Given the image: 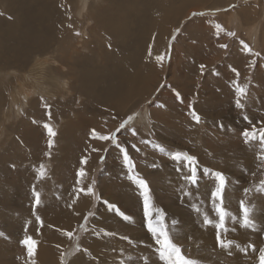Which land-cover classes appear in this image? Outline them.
Returning a JSON list of instances; mask_svg holds the SVG:
<instances>
[{"label": "rangeland", "instance_id": "1", "mask_svg": "<svg viewBox=\"0 0 264 264\" xmlns=\"http://www.w3.org/2000/svg\"><path fill=\"white\" fill-rule=\"evenodd\" d=\"M54 1L47 0V6L55 14L52 15L51 22L59 26V36L53 38L54 41L49 44L52 47L47 52L35 55L30 53L29 56L33 57L25 65V61H20L13 62L15 64L10 66L3 63L6 57L0 53V158H13L17 164V158H24L22 165L35 172L33 180L40 185L48 178L53 180L55 175L66 180L54 185L56 193L45 188L47 208L51 215L44 242H39L36 236L31 237L36 241L35 249L39 251L35 255L34 250L35 264H92L91 259L101 256L91 254L89 246L93 228L98 226L96 216L109 209L108 204L116 205L113 202L114 191L119 193L116 188L123 183L128 184L126 188L129 190H124V202H128L129 213L126 215L131 219L122 220L118 227L122 230L123 226L128 227L130 235L117 236V244L127 246V253L143 252L150 247L157 249L156 236L148 229L149 216L144 207V190L132 179L133 176L148 184L149 207L152 205L154 211L157 208V219L153 225L158 223L156 227H160V213L163 212V224L169 231L172 242L180 247L186 258L198 260L200 264H260L259 250L264 249V207H260L261 215L258 217L253 216L251 211L257 202H264V190L261 187V182L264 181V141L259 135L264 130V110L261 106L256 108L247 104L239 107L236 101L245 95L239 93L234 84H237L241 74L245 77V83H248L246 87L254 82V77L264 78V0H87L84 9L83 0ZM41 3L42 0H0L1 45L11 46L3 43L10 41L11 32L15 33L12 39L18 40L29 33L33 21L17 28L19 13L26 12L28 8L31 11L32 6L40 7ZM193 13L198 15L193 16ZM256 23L258 29L252 34L258 38L249 35ZM85 28L87 33L83 32ZM245 44L252 49L251 52L245 49ZM61 45L66 50L70 48V53L82 61L77 65L71 64L70 56L65 54L66 50H57ZM161 55L163 60L157 59ZM47 58L55 60L57 64L47 63ZM111 60L124 67L129 86L133 84L134 76L140 75L146 78L148 87L142 81L139 83L140 94L133 99L124 100L116 108H106L105 104H99L101 108H92L91 104L100 98V92L81 91L82 67L85 65L94 69L97 75L102 73L101 68H107L106 62ZM195 61L199 62L198 65L195 64L196 70L191 66ZM53 65L55 67L52 68ZM201 65H204V73L198 72ZM23 82H27L24 87L27 88L25 91L30 92L29 95L21 87ZM65 83H68L67 87H61ZM204 85L208 86L207 93L201 95L196 91L192 94L194 89ZM263 91L264 87L261 88V92ZM177 93L181 97L180 101L175 99ZM201 98L220 103L206 108L202 114L194 109L201 117L197 123L192 116L194 107L189 105L197 103ZM227 99L228 106L222 103ZM186 104H189L188 107ZM222 106L227 108L219 110ZM162 114L176 119L174 122L180 120L178 123L184 126L193 124V129H197L199 134L194 135V138L158 136V131L162 129L156 123L162 121ZM209 115L215 120L213 125L211 121H203ZM226 115L230 118L239 116L240 119L236 118L235 122V119L228 120ZM128 117L132 119L125 128H120ZM45 125L51 126L54 136L49 134ZM171 126L174 128V123ZM28 129L40 132L36 135L38 140L34 145L16 142L17 135H22ZM93 129L100 135L114 134L116 140H100L93 136ZM132 129H135V135ZM245 130L255 131V138H246L243 135ZM161 134L163 135V131ZM13 135L15 143L12 142ZM230 138L233 140L229 141ZM36 148L45 152L37 153ZM121 148H127L128 155L134 162L132 169L125 164ZM229 148H234L236 155H232L235 153L229 152ZM7 150L9 151L6 152ZM111 151L118 154L112 156ZM175 152L196 158L193 165L197 168L196 184L187 179L191 174L189 163L184 159H173L172 154ZM81 153L92 156L90 169L88 166L84 168L86 165L79 164L81 167H78L76 157ZM63 156L73 157L71 160L62 159L67 175L74 177L76 170H86V183L83 179L85 184L80 185L76 195L81 193V188L93 189V193H88L90 198L88 197L87 206L68 227V222L60 220L58 212L61 208L66 210L75 206L76 195L72 194L73 184L71 180L67 181L68 178L62 172L64 170L57 168L58 160ZM116 164L123 168L116 167ZM177 164L187 168L181 169ZM68 167L74 174L67 171ZM217 172L226 177L223 206L228 216L224 229L216 227L219 223L216 211L219 201L211 195L219 186L215 175ZM176 180L183 182L177 186ZM176 187L178 197L175 195L172 198L169 194L174 193L176 190L171 189ZM30 189L35 193V186ZM67 199L70 202H66ZM241 201L250 209L251 219L254 221L252 227L243 226ZM118 207L124 212L121 206ZM112 212L123 218L119 212ZM205 216L213 223L207 224ZM177 218L184 222L179 225ZM105 225L99 226L97 231L105 232ZM138 231L142 235H136ZM218 232L223 240L233 242L231 247L219 246ZM20 234L15 240H11L14 241V249L11 250L10 257L17 262H28L30 256L27 255V247L21 243L25 238ZM3 241L11 242L7 238ZM42 245L44 250L41 249ZM121 251L123 250H118L112 256L109 249L105 250L106 255L113 258L118 257ZM46 255L48 261L46 259L39 263L38 259ZM9 262L7 260L5 263ZM0 263L4 264L3 260Z\"/></svg>", "mask_w": 264, "mask_h": 264}, {"label": "bare ground", "instance_id": "2", "mask_svg": "<svg viewBox=\"0 0 264 264\" xmlns=\"http://www.w3.org/2000/svg\"><path fill=\"white\" fill-rule=\"evenodd\" d=\"M56 1H58V0H55L54 3ZM86 2H87V0H83V3H82V4H84L82 6L83 9L85 8ZM19 15H20V18H19V21L16 25L17 28L27 26L29 21H33V26L31 27V30L29 31V33L25 37L20 38L19 40L17 38L12 39V36H15V33L11 32V35H9L10 41H8V42L2 41L3 43H9L8 45H11V46H5L6 44L1 45V40H3V37L0 36V53H3L4 56L6 57L5 60L3 61V63L8 64L9 66L12 64H15L13 62L18 63L20 61L21 62L25 61L23 63L25 65L26 62H28L32 56V55L29 56L30 53L35 55L36 53L40 54L43 52H47L52 47V46H49L50 42L51 41L53 42L54 41L53 38H57L59 36V33H57L59 26L54 24L53 22H51V19L53 18V16H55V14H53V10H51V8L47 6V0H42L40 7H33L32 6L31 11H30V8H28V10L26 12H20ZM98 16H99V14H98ZM256 29H258L257 23H256V25L252 26V31H250L249 35H251L252 33H255ZM261 31H260V33H261ZM83 32L87 33V29L85 28L83 30ZM54 33H57V34L54 35ZM140 33H138V35H141ZM252 35H255V34H252ZM89 36H90V34H89ZM255 37H256V35H255ZM256 38H258V37H256ZM252 40H253V38H252ZM70 42H71V40H70ZM257 42L258 41H256V43ZM57 50L64 52L66 49L63 48L61 45V46H58ZM74 51H77V50H74ZM95 51H97V50H95ZM65 54L70 56L69 57V59H71L70 63L73 65H77L79 63V61H82L79 58L74 57L70 53V48H68L66 50ZM26 58H28V59H26ZM128 59H130V57H128ZM89 60H91V59L89 58ZM239 61L241 62V60H239ZM47 63L57 64V62L55 60H52L49 58H47ZM195 64L198 65L199 62L195 61L194 63L191 64V66L196 70L197 67L195 66ZM106 65H107V68H103V69L101 68L102 73L99 72L100 74L97 73V75L95 74L94 69L87 68V66H85V65H83V67H82L83 68V71H82L83 75H81V78H82L81 82L83 83V86L81 87V91H86L87 93H91L94 90H98V92H100V94H99L100 98H98L95 103L91 104L92 108H96V109L101 108L99 106V104H105L106 108H116L117 106L122 105V102L124 100L133 99V97L135 95L140 94L139 83L141 84L142 81H145V85L148 87V82L146 81V78L142 77L140 75H135L133 84H131L129 86L128 82L126 83L127 72L125 71L124 67H122V65L119 62L111 60V62H106ZM24 67H26V66H24ZM51 67L53 68V67H55V65H53ZM241 67L242 66H240V68ZM200 71L203 72L204 70H201L199 68L198 72H200ZM32 75H34V74H32ZM241 75H240V79H238L237 84L235 83L234 85L236 87H237V85H239V87L245 88L246 92L244 94L245 96L244 97L240 96L238 98V100L241 102V104H243V107L247 104V105H253L256 108L261 106V108L264 110V91L261 92V88L264 87V78L263 77H254V82L252 83V84H255L254 87H251L252 84H250L248 87H246L248 85V83L247 82L245 83V77L241 76ZM25 83H27V82H25ZM25 83L23 82V86L21 85V87L23 88V91L27 95H29L30 92L28 93V91H25V89H27L24 87ZM67 84L68 83H65V84L61 85V87L66 88ZM56 87H57V85H56ZM194 90L195 91L192 92V94H194L196 91H198L201 95H204L205 93L208 92V86L204 85L203 87H201V88L197 87ZM16 91H18V90H16ZM18 95H19V93H18ZM31 95H32V93H31ZM175 99L180 101L181 97H179V98L177 97ZM1 102L2 101L0 100V103ZM219 103L220 102L212 103V99L201 98V100L198 101L197 103H194V104L191 103L190 105L186 104V106L188 107V105H189V106H191V108L194 107L193 109H195L196 112H199L200 114H202L203 110H205L206 108H208V107L212 108L214 106L211 107V105L219 104ZM222 103L224 105H227V106L229 105L228 99L222 101ZM195 104H197L196 107H195ZM95 105H96V107H94ZM167 105H165V106H167ZM173 108L174 107L172 106V110L174 111ZM226 108H227L226 106H222L219 110H225ZM178 111H180V110H178ZM226 117L228 120L235 119V122H237L236 118L240 119L239 116H235L234 118H232L233 117L232 116L230 118V116L226 115ZM161 118H162V121L160 120L156 124L158 125L157 126L158 128L162 129L163 135L161 134L162 131H158V136H166V137L167 136H175L176 138H181L182 136H184V137L187 136L188 138H190V137L194 138L195 136H197L199 134L196 131L197 129L196 130L193 129V127H192L193 124L188 125V126H184L183 124L178 123L180 121L179 119H178L179 121L174 122V121H176V119L170 118V116L165 117L163 114L161 115ZM203 121H211L212 125L215 123L214 118L211 117L210 115L208 116L207 119H205ZM187 122L190 123L191 121H187ZM173 123H174V128L171 126V124H173ZM203 123H205V122H203ZM3 129H2V131H3ZM14 130H16V129H14ZM34 130L35 129H28L22 135H20V134L17 135L18 139L16 140V142L19 141V142H21L22 145H27V146L28 145H34V143L38 140L36 135H37V133H40L39 131H34ZM230 131H231V129H229L228 132H230ZM3 133H4V131H3ZM12 134H14V133H12ZM15 134H16V132H15ZM200 140H202V139H200ZM228 140L231 141L233 139L230 138ZM1 141H3V140H1ZM12 142L15 143L14 142V135H13ZM21 144H20V146H21ZM16 145H17V143H16ZM11 146H14V145H11ZM10 148L11 147H9V149ZM11 149H13V148H11ZM17 149H19V147H17ZM24 149H22V150L25 151ZM221 149L222 148H220V150ZM8 151L9 150H7L6 152H8ZM42 151H44V150H41L39 148L35 149V152L40 153V154ZM232 151H234V152H232ZM10 152H11V150H10ZM229 152L235 153V149L229 148ZM16 153H17V151H16ZM26 154H28V153H26ZM117 154L118 153L116 151H111L112 156H116ZM232 155H236V153L232 154ZM2 156H4V155H2ZM13 157H15V155ZM27 157L29 158V156H27ZM72 158L73 157L63 156L62 158H60L58 160L59 163L57 164V168L65 171L66 167H65V164L62 162V159L71 160ZM17 159L19 160V164H17L16 161L13 160V158H12V160H6L5 157L0 158V234H2V235H0V260H3L4 264H8V263H5L7 260L10 261L9 264H30V262L35 264V255H36V253L39 252V251L37 252L36 249H35V251H36L35 255L33 253V255L30 256V259L28 262L26 260L23 261L24 259L21 260L23 262H19V261L17 262L15 260L11 259L10 252L12 249H14L13 248L14 241H11V240H15V238H17L19 236V234L22 233L24 238L36 236L39 238V242H44V240L47 236L48 218L51 215V212L48 211L49 207H48L47 194H46L45 188L47 187V189H49L51 193H56L57 192L56 186L59 183L61 184V182L63 181L64 178H61L62 176L55 175V176H53V178H54L53 180H52V178H48V180H45V183L47 185H45L44 182H43L44 184L40 185V184H38L39 182L36 183L33 180V179H35V172H33L32 169H28V167L26 165H22L23 163L21 161L24 158H17ZM85 159L87 160L86 163H85ZM218 159H221V158H218ZM76 161L78 163L79 168L81 167L80 165H83V166L86 165V166H84V168L87 166L89 167L91 165V162H92V156H86V155L81 153L78 157H76ZM13 165H15V166L13 167ZM177 165L179 166V164H177ZM115 166L116 167L120 166V168H123L122 165L118 166V164H116ZM90 167H89V169H90ZM179 167L181 169L187 168L186 166H179ZM39 169H41V168H39ZM68 170H69V172H71L70 167L67 168V171ZM56 171H58V170H56ZM64 171H62V172L65 173L66 178H68L67 181L71 180V182L73 184V187L71 188V189H73L72 194L76 195L77 190L79 189L80 185L81 184L84 185L86 183L85 177H87V176L80 177L78 175V177H77V172L79 173V171L76 170L75 175L73 177L72 175H67V172L66 171L64 172ZM84 171L86 172V170H84ZM71 173H73V172H71ZM117 174L119 175L120 172H118ZM83 179L85 180V183L83 182ZM42 181H44V180H42ZM65 181L66 180L64 179V182ZM159 182H161L160 179H159ZM182 182L183 181H177L176 180L177 186H179ZM119 183H121V182L119 181ZM165 183H166V180H165L164 184ZM64 184H67V182ZM54 185H56V186H54ZM127 185L128 184H126V183L119 185L116 188V189H119L118 190L119 193H116L117 190H115L114 191L115 195L113 197V202H115L117 206H121L124 209L125 214L129 213L127 210L128 209V202H124V201H126V199L124 200V198H125L124 190L125 191L129 190L126 188ZM32 186H35V190H36L35 193L36 192L40 193V203L39 204H33L34 202H36V196H35V193H32V191L30 189V187H32ZM111 187H113V186H111ZM172 190H176V191H174V193L172 192L171 195L169 194V196L172 198H175V195H176L178 197L179 192L177 190V187H176V189H171V191ZM88 197H89L88 193L81 192L79 195L75 196V199H76V202H75L76 205L75 206H73L69 209H66V210H64L62 208L60 209V211L58 212L61 216L60 220L67 221L68 222V223H66L67 227L70 226L71 223H73L74 221H76L79 218L82 211L85 209V207L87 206V203L89 202ZM66 202H70V200L67 199ZM185 203L191 204V202H185ZM201 205H203L202 202H201ZM232 206H234V205H232ZM260 207H264V202H257V204L255 206H253L252 211H251L253 216L258 217L261 215ZM156 209L157 208H155V211H154L152 205H150V207H149V210L152 213V215H151L152 222H155V220L157 219L156 218L157 217ZM155 212H156V214H155ZM46 213H47V215H46ZM53 214H56V213H53ZM131 214H133L135 216L141 215L140 213H131ZM181 217H183V216H181ZM96 219L98 220V226H95L93 228L94 233L91 234V238L89 240V242H90L89 246H90V253L91 254H94V256H98V255H101V256H98L95 260L91 259L92 264H121V263L122 264H137V263H139V264L140 263H143V264L144 263L145 264H167L166 261H163L159 258V254L156 252V248L150 247V248H146V250L143 252L129 251V253H127L129 250V249H127V246H122V245L117 244L116 237L117 236H129L130 235L129 234L130 229L128 227L123 226L122 227L123 230H122L120 227H118L119 222H121L122 220H125V219L119 218V215L117 216V214L113 213L112 210L109 211V209H106V210L98 213L96 216ZM60 220L58 221V223L60 222ZM103 222L106 223L107 225H105ZM183 222H184V220L178 219L179 225H181ZM157 224L156 225L154 224V226H158ZM64 225H65V223H64ZM101 225L106 226L105 232L97 231L98 227ZM117 231H119V232L117 233ZM136 235H142V232L138 231L136 233ZM6 238H7V241L10 240L11 242L7 243L6 241H3ZM63 238H66V237H63ZM64 244H66V243H64ZM60 245H61V243H60ZM15 246H16V244H15ZM24 246H26V245H24ZM57 246L59 247V244H57L56 247ZM41 249L44 250L43 245H42ZM53 249H54V246H53ZM107 249L110 250V253H113L112 256H114L118 252V250H123V251L118 253V257L113 258L112 256L106 255L107 252H105V250H107ZM58 250H60V249H58ZM15 251H17V249ZM13 252H14V250H13ZM16 255H19V254H16ZM27 255H29L28 251H27ZM41 255H43V254H41ZM37 256H39V255H37ZM46 257H48V255L42 256L40 258V260L38 259L39 263L41 261L44 262L47 259ZM150 257H151V260H150ZM145 258H147V259H145ZM47 261H48V259H47ZM25 262H27V263H25ZM88 264H90V263H88Z\"/></svg>", "mask_w": 264, "mask_h": 264}, {"label": "snow or ice", "instance_id": "3", "mask_svg": "<svg viewBox=\"0 0 264 264\" xmlns=\"http://www.w3.org/2000/svg\"><path fill=\"white\" fill-rule=\"evenodd\" d=\"M193 16L198 15V13H193ZM199 15H203V13H199ZM234 35V33H232ZM221 47H227V45H221ZM245 49L249 52L252 51V49L250 47H248V45L245 44ZM258 55V53H257ZM163 55L157 57V59L159 60H163ZM204 65H201V70H203ZM233 71H235V69H233ZM237 90L239 93H241L242 95L245 94L246 89L239 87V85H237ZM177 97L179 98V93H177ZM237 105L239 107H243V104H241V102L239 100L236 101ZM192 116L193 119L199 123L201 120V117L195 112V110L193 109L192 111ZM132 117H128L127 120H125L121 125L120 128H125L126 124L128 123L129 120H131ZM222 126V125H221ZM45 127L48 129V132L50 135L54 136L55 132L52 130L51 126L49 125H45ZM117 131H120V129H117ZM132 133L133 135H135V129H132ZM92 134L94 137H98L100 140H116L115 135H100L99 133H97L95 131V129L92 130ZM243 135L246 138H249L250 136L252 138H255V131L253 132H249L248 130H245V132L243 133ZM260 139L262 141H264V130H261L260 133ZM51 143V141H50ZM117 146L119 147V142L117 141ZM122 152H123V158H124V162L125 164L129 167V169H132L134 167V162L133 160L130 158V156L128 155L127 152V148H121ZM161 151H164L163 148H161ZM173 159L175 160H180V159H184L186 160L189 165H190V175L187 177V179L193 183L196 184L197 180H198V176H197V168L194 165L196 158L190 155H186L184 153L181 152H175L172 154ZM262 158H264V154H262ZM87 162V160L85 159V163ZM15 165H13L14 167ZM43 172V169H42ZM78 175L80 177H83L85 175V171L84 169H80ZM216 178L218 179L219 182V186L215 189V191H213L211 193L212 197L217 199L219 201V206L217 207L216 211L219 214V223L216 225L217 228L219 229H224L225 228V219L228 216V212L226 211V209L223 206V190L224 187L226 185V177L224 176L223 173L221 172H217L216 174ZM133 180H135V182L140 186V188H142L144 190V207H145V211L149 216V220H148V229L150 232H152L155 236H156V245H158L156 251L159 254V258L163 261H166L167 264H200V261L198 260H192V259H188L186 258L183 254L182 251L180 249L179 246H177L176 244H174L172 242V239L169 235V231L167 230L166 226L163 224V220H164V214L163 212L160 213V227H156L153 225L152 219H151V211L149 210V187L148 184L145 180L138 178L137 176H133L132 177ZM261 187L262 190H264V181L261 182ZM80 192H86V193H93V189L91 187L84 189L81 188L79 190ZM247 191V189L245 190ZM36 196V203L39 204L40 203V193L36 192L35 193ZM105 204H108L107 201H105ZM108 207L110 210L114 211V212H119L120 216H122L125 220H130L131 217H129L128 215H126L124 212L120 211L119 207L115 204H108ZM241 208L243 210V226L244 227H252L254 226V221L251 219V214H250V209L249 207L244 204L243 201H241ZM89 215H92V213H89ZM205 222L207 224H212L213 221L209 218H207V216H205ZM2 235V234H0ZM68 235H71V233H69ZM122 239L128 240V237H122ZM217 241L218 244L221 248L223 247H231L233 242L232 241H225L221 238L219 232L217 233ZM22 243L24 245L27 246V250H28V254L29 256L33 255L34 250H35V245H36V241L33 240L31 237H26ZM253 250H255V246L253 245ZM147 259V258H145ZM259 262L260 264H264V249H260L259 250Z\"/></svg>", "mask_w": 264, "mask_h": 264}]
</instances>
